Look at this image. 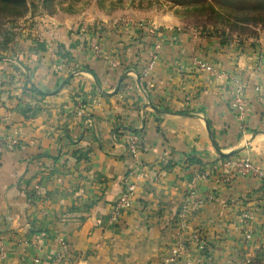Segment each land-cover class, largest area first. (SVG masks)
<instances>
[{"label":"crops","instance_id":"obj_1","mask_svg":"<svg viewBox=\"0 0 264 264\" xmlns=\"http://www.w3.org/2000/svg\"><path fill=\"white\" fill-rule=\"evenodd\" d=\"M144 30L109 34L99 56L75 41L59 74L43 45L0 57V264H264V178L220 166L264 171V36ZM127 134L147 151L132 156ZM130 172L134 204L112 222Z\"/></svg>","mask_w":264,"mask_h":264},{"label":"rangeland","instance_id":"obj_2","mask_svg":"<svg viewBox=\"0 0 264 264\" xmlns=\"http://www.w3.org/2000/svg\"><path fill=\"white\" fill-rule=\"evenodd\" d=\"M263 8L264 0L0 1V57L16 53L17 49L26 54L44 46L49 51L44 57L53 72L59 74L64 63L71 60L65 47H73L75 41L83 42L82 48L95 56L94 50L101 53L100 42L109 34L125 35L136 43L131 33L142 27V42L144 34L163 28L248 41L264 36V22L253 18L264 13ZM48 33L46 36L51 37L45 42L44 35ZM62 34L66 39H60Z\"/></svg>","mask_w":264,"mask_h":264},{"label":"built area","instance_id":"obj_3","mask_svg":"<svg viewBox=\"0 0 264 264\" xmlns=\"http://www.w3.org/2000/svg\"><path fill=\"white\" fill-rule=\"evenodd\" d=\"M95 56H98L100 54V50H94ZM148 63L147 66L142 70V73L146 75L152 68L156 60V52L153 50L149 52L148 54ZM195 67L203 73L210 74L214 76L216 79H221L226 76L225 72L218 71L211 67L210 65L204 63V62H195ZM231 108L234 113H236L239 117H242L245 114V103L242 97V88L237 85V89L235 90L232 98V105ZM125 143L127 145L129 153L137 157L139 154L147 151V148L143 143L140 141V139L133 135V134H127L124 136ZM221 168L227 171H235L237 174L245 175V176H253L257 178H264V171L258 169L255 167L251 161L247 158H234L224 161L220 164ZM137 173V172H136ZM135 172H130L123 181V186L120 194L118 195L115 202L112 204L111 209L109 211V219L112 222H116L119 220V218L122 215V212L131 208L134 204V197L137 190V186L132 181V178L137 176ZM210 171L204 170L199 174V178H205L209 176ZM223 182L227 183L229 182V176L225 175L223 178ZM194 193L191 192L190 195H193ZM200 203V202H199ZM245 217H248V215H245ZM182 225V224H180ZM181 229V226H180ZM249 238V237H247ZM58 244L61 248H64L65 242L64 240L59 237ZM184 246L180 244L179 248H177L176 255L179 253L180 250H183ZM199 250H204L203 246H200ZM56 263L60 262L59 258H56Z\"/></svg>","mask_w":264,"mask_h":264},{"label":"trees","instance_id":"obj_4","mask_svg":"<svg viewBox=\"0 0 264 264\" xmlns=\"http://www.w3.org/2000/svg\"><path fill=\"white\" fill-rule=\"evenodd\" d=\"M2 3H5V4H8V3H14V2H16V0H13V2H11L12 0H0ZM18 2V1H17ZM262 12H264V8H263V10H262ZM247 15H251V13H249V14H247ZM253 15V14H252ZM253 18L254 19H257V21L256 22H258V21H263L264 22V13H260V14H258V15H253ZM140 67V66H139ZM31 93H33V94H36V95H41V94H39L38 92H37V90H32L31 91ZM229 159V157L228 156H223L222 157V159ZM194 164H197V166H200L201 165V163L198 161V160H196V159H193V158H191V159H189V167L190 166H192V165H194Z\"/></svg>","mask_w":264,"mask_h":264}]
</instances>
